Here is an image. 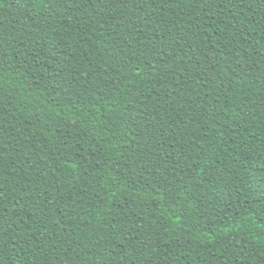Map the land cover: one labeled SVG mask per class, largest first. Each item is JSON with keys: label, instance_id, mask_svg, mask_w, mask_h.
<instances>
[{"label": "trees", "instance_id": "1", "mask_svg": "<svg viewBox=\"0 0 264 264\" xmlns=\"http://www.w3.org/2000/svg\"><path fill=\"white\" fill-rule=\"evenodd\" d=\"M0 264H264V0H0Z\"/></svg>", "mask_w": 264, "mask_h": 264}]
</instances>
